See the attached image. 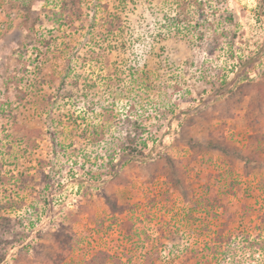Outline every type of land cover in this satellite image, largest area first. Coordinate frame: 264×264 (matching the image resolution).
Here are the masks:
<instances>
[{"label": "rangeland", "instance_id": "rangeland-1", "mask_svg": "<svg viewBox=\"0 0 264 264\" xmlns=\"http://www.w3.org/2000/svg\"><path fill=\"white\" fill-rule=\"evenodd\" d=\"M63 2L0 0V264H264V0Z\"/></svg>", "mask_w": 264, "mask_h": 264}, {"label": "trees", "instance_id": "trees-1", "mask_svg": "<svg viewBox=\"0 0 264 264\" xmlns=\"http://www.w3.org/2000/svg\"><path fill=\"white\" fill-rule=\"evenodd\" d=\"M67 1L68 0H64V2L62 3V6H61L62 7L61 8L62 14H63V16H65V19L66 20H71V18H73L74 16L77 17V16L81 15L80 8L77 7V0H71V4H70L71 7L70 8H68V2ZM177 5H179V9L180 10H185V9H187L189 7V3L186 2V0H177ZM261 7H264V6H261ZM181 14L182 13L179 11V14L178 15L182 17ZM184 21H186V19H184ZM187 22H186L185 25L189 26L188 25L189 23H187ZM128 145H129L130 152H133L134 149H135L134 141L133 140H130ZM111 160H112V158H111ZM1 167H2V163L0 162V170H1ZM0 175H1V171H0ZM0 219H1V222H5V224H3V228L6 229L5 231L9 230L10 229L9 228V225H10V221H11L10 218L9 217H6V218L5 217H1ZM18 237L19 236L16 235L15 238H12V240H5V241H9V242H6V244L7 243H11V241H14L15 239H19ZM192 255L193 256H196V254H194V253H192ZM4 257H5L4 256V253L0 252V260H3Z\"/></svg>", "mask_w": 264, "mask_h": 264}]
</instances>
